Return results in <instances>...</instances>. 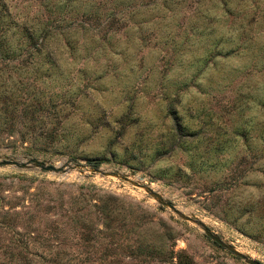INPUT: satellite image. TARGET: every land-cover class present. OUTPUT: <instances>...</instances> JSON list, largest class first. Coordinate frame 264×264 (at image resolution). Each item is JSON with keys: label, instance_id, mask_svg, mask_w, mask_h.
Segmentation results:
<instances>
[{"label": "rangeland", "instance_id": "obj_1", "mask_svg": "<svg viewBox=\"0 0 264 264\" xmlns=\"http://www.w3.org/2000/svg\"><path fill=\"white\" fill-rule=\"evenodd\" d=\"M5 1L19 23L14 39L26 20L53 23L56 37L49 44L59 55L62 50L63 65L0 62V84L26 88L33 82L49 101L30 100L24 87L17 93L12 125L0 129V161L74 166L78 160L85 167L65 174L0 167V264H246L129 180L151 187L264 264V233L240 213L264 198V176L253 157L261 158L264 148V0H229L232 14L220 0H170V8L162 0L155 6L130 0V10H116V20L110 4L101 6L98 22L94 14L91 21L83 15L93 0H75L62 14L58 5L66 0ZM136 10L154 16L143 41L130 40L137 12H128ZM207 11L220 21L217 34L232 37L217 48L214 36L201 31ZM68 36L82 45L76 58L65 46ZM104 37L120 44L121 53L104 50ZM49 96L63 105L59 113ZM176 115L192 130L179 132ZM241 127L249 129L254 152L244 139H228ZM189 131L201 139L182 135ZM226 140L234 153L220 156L231 162L218 170L202 167V157L197 163L178 144L188 141L206 153ZM209 159L207 165L216 164L214 155Z\"/></svg>", "mask_w": 264, "mask_h": 264}, {"label": "trees", "instance_id": "obj_2", "mask_svg": "<svg viewBox=\"0 0 264 264\" xmlns=\"http://www.w3.org/2000/svg\"><path fill=\"white\" fill-rule=\"evenodd\" d=\"M76 1L66 0L63 5H58V10L60 11L59 14H62L64 12L63 10H66V9H67V12L68 11L71 12L72 8L74 9V6L76 5ZM162 1H163L164 6L166 5L167 8L171 7L170 0H162ZM130 2H131L130 0H99V4L96 5L93 0L89 2L88 7L85 8V13H83V15L87 17L86 21L87 20L91 21L92 15L94 14L96 16V21L98 22L103 16L102 13L100 14L98 12L101 6L104 5V8H105L107 4H110L112 6L110 10L113 9L114 13L113 14L111 13L110 15L111 18L110 17L109 18L112 20L113 19L116 20L118 19V17H115L117 14L116 10L118 9H124V10L129 9L130 10V7H132V5L129 4ZM157 2L158 0H151V3L153 4V6H155ZM229 2H230L229 0H220V4L223 6V10L226 13L232 14L233 9L229 6L230 5ZM94 6L96 7L94 8ZM128 13H130V16H131V13L136 14L135 19H131L134 21L135 26L130 30V32H132V36H130V40H132L134 36H138V39H141L143 41L144 40L143 33L149 28L151 23H153V20L151 19L152 17H154L152 12H150L151 17L147 16L149 12H144L143 17H140L141 15L140 10L139 11L136 10L134 12L129 11ZM10 14L11 13L9 11L7 2L5 0H0V62L1 63H5L7 65H10V63H12L11 65H20V66L63 65L62 58L61 57L59 58V56L62 55V50L59 55V53H57L49 44V40L51 38L56 37L54 36L55 31H52V29H50L51 25L53 26V23L48 22L46 23L45 26H36L33 23H30L26 20L24 21V23H22L21 36L18 39H14L12 35H15V34H13L12 30L15 27L19 26V23L17 21H14V19L10 18ZM121 14L122 13H120V16L123 17V15ZM144 15L147 18L144 17ZM8 17H9L8 19L9 22H7ZM201 17H202L201 21L203 22V25H201V27L204 26L201 31L202 33H205L209 37L214 36L216 43L214 40L213 46H215V48L219 47L220 44L224 42L227 43L229 42L228 40H231L232 37L230 35L228 36L225 35V37L224 36L221 37L220 34H217V32H219L218 25L220 21L217 19L216 16L210 17V12L207 11V12H203ZM62 22H65V20H62ZM58 26H59L58 29H62V24L59 23ZM52 28H54V30L57 29V27H52ZM237 29H243V24L237 27ZM71 38H72L71 36H68L65 38L66 40L65 46L68 48L69 52L71 53L70 54L71 57L76 58L77 54H79L80 52L79 47H82V45L79 44V47H78L76 45V41H73ZM104 40H106V42L103 44L104 50L107 48V46H110L112 47V50H114L113 53L116 54V50L117 48L119 49L120 44H117V46L112 45L110 42L111 38H108V37H104ZM132 43H134V41ZM142 44L144 43L142 42ZM83 47H84L85 52H89V50L91 49L90 46L87 45V40L84 42ZM235 49L236 48L232 47L230 51L226 50V53L224 55L226 57L233 55ZM117 51L118 53H121L120 52L121 50L120 51L117 50ZM211 51L212 50H210V52ZM211 56L212 54L208 53L203 59V61L207 63ZM214 56L215 57L222 56V53H220V51L218 52L215 50ZM93 59L96 60V58H93ZM32 85H33V82L29 83L28 86L25 88L24 85L20 86V85H17L16 83H12V85L8 83L0 84V100H1V104L3 105L0 108V129L3 128L5 125H12V120L14 119L13 114L16 112V105L12 104V101L15 100L14 97L17 95L18 92H20V90L23 87L26 90V94L28 95V97H30V100H36L40 103H49V101L46 100V97L48 96L47 92L44 90H35L34 88H31ZM17 96H19V94ZM52 99H53V96H49V100L51 102L50 106L53 107L54 114L59 113L60 112L59 110H61L60 106H63V105H59L58 103L53 102ZM179 118L180 117H178L177 115L174 118L175 123H176V128L179 132H182L184 130L185 132L188 130H192V129H187L185 126H183L182 122H180L182 120V117L180 118L181 120ZM245 125H247V123H245ZM261 128L264 129V122ZM191 133L192 134H190V131H189V133L182 134V135L185 137L191 136L193 138L195 134L192 131ZM259 134L261 135L260 138L264 140V133H259ZM249 136H250L249 129L241 127L239 129H235L234 132L231 133L228 139H233V140L238 139V138L244 139L245 142L248 143L247 150L251 153V152H254L255 149H252L251 144H249V142H252V139H253ZM197 137L201 139V136L195 135V138ZM178 144H182V147L184 146L183 150L185 152L187 153L193 152L192 154L195 155L194 158L196 157L197 163L200 162L201 157H202V162H201L202 167L206 165V167H212L215 170H218L217 167L219 168L221 165H227L231 162L230 158L225 159L224 161L223 159H220L221 155H225L226 153H228V155L231 156L234 153V148H229V145H230L229 140H226L224 143H220L216 145L215 147L208 148L207 150H205L206 153L200 152L199 147H193L194 145H191V143L189 144L188 141H180ZM260 153H262L261 158H258L256 153L253 155V157L256 160H258L257 165L259 166V168H261L262 174L264 176V148L260 150ZM202 154H204L206 157L202 156ZM211 154L214 155V157H216L217 159L216 164L207 165L208 161H210L209 158ZM204 157L205 159L203 160ZM196 166L197 165L194 164L193 168H195ZM258 188H260V185L258 186ZM259 203H260V207H257V206L255 207L253 205L244 206L242 208L243 211L240 213L242 215L248 214L251 220H255L258 224V227H257L258 231H255V230L254 231L261 234V233H264V198ZM239 228L244 233L246 232L249 235H252V232H250L248 229L245 230L244 228H241V227Z\"/></svg>", "mask_w": 264, "mask_h": 264}, {"label": "water", "instance_id": "obj_3", "mask_svg": "<svg viewBox=\"0 0 264 264\" xmlns=\"http://www.w3.org/2000/svg\"><path fill=\"white\" fill-rule=\"evenodd\" d=\"M73 163H75V165H71V163H67L66 165L63 166H56L54 164H48L47 162L44 161H40L37 158H33L30 161H28V163H19L18 161H14V160H4V161H0V167H4V166H10V165H15L17 167H21V168H28L31 165L40 168L43 171L46 172H53V173H67L68 171H72V170H79L85 166L80 165V162L78 160H73ZM94 167H97L96 164H93ZM97 172H100L99 170H96ZM104 175L108 176V175H112V176H118L120 178H122V175H116V174H110V173H103ZM132 184H134L137 187H142L145 189L146 192H148L160 205H162L163 207L169 208L172 212H174L175 214H177L179 217H181L182 219L192 222L196 225H198L203 232L205 233L206 237L208 239H210L214 244H216L217 246H219L220 248H222L223 250L231 253L232 255H234L235 257L241 259L242 261H244L246 264H263L262 262H260L259 260H256L254 258H252L251 256L239 251L236 247H234L232 244L227 243L226 241H224L220 236H218L217 234H215L205 223H203L202 221L188 216L186 214H184L182 211H180L176 205L174 203H172L169 200H166L161 194L155 192L151 187L148 186H141L140 183H135L131 180H129Z\"/></svg>", "mask_w": 264, "mask_h": 264}]
</instances>
